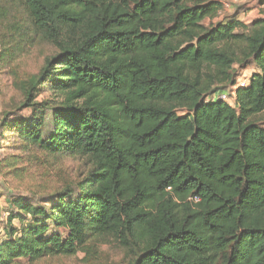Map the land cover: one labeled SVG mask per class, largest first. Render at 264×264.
<instances>
[{
  "label": "trees",
  "instance_id": "obj_1",
  "mask_svg": "<svg viewBox=\"0 0 264 264\" xmlns=\"http://www.w3.org/2000/svg\"><path fill=\"white\" fill-rule=\"evenodd\" d=\"M222 9L208 0H0V66L28 45L54 49L22 83L21 112L4 115L0 145L17 139L88 167L38 205L10 200L0 264L79 254L82 264H264V18L250 29L213 23ZM250 64L260 72L236 89L235 107L210 99ZM104 247L121 260L103 258Z\"/></svg>",
  "mask_w": 264,
  "mask_h": 264
},
{
  "label": "rangeland",
  "instance_id": "obj_2",
  "mask_svg": "<svg viewBox=\"0 0 264 264\" xmlns=\"http://www.w3.org/2000/svg\"><path fill=\"white\" fill-rule=\"evenodd\" d=\"M219 1L223 9L213 23L238 21L250 29L253 21L264 18V5L262 0H208ZM13 12V11H12ZM206 20L203 24L209 27L213 24ZM7 25L0 27V41L7 35ZM243 28H237L235 33H242ZM7 43V42H6ZM26 45V43H25ZM3 47V48H2ZM54 49L50 45L38 43L35 46L28 45L26 53L18 61H12L9 66H0V125L4 115L16 112L24 101L22 83L38 74L46 59L51 56ZM4 53V46L0 44V57ZM236 87H220L210 99L224 100L231 106H236V89L248 86L250 79L260 72L254 64L235 67ZM222 88V89H221ZM42 96L39 100H42ZM19 112L20 109H19ZM24 117L30 116L29 110L21 113ZM260 126L264 127V114L256 119ZM51 115L46 119L43 130L51 128ZM13 136L6 131L5 137ZM88 167L85 159L77 157L52 158L43 154L40 150L30 148L25 150L20 140L5 139L0 145V242L6 238L8 218L10 214V200L14 197H27L32 204L38 205L40 200L50 193L65 188L66 185H75L77 180L86 173ZM15 226H19L17 220ZM103 258L112 256L114 261H120V255L113 248L101 249ZM85 255L79 254L76 259L53 261L49 264H82ZM23 264H28L24 262ZM47 264V263H41Z\"/></svg>",
  "mask_w": 264,
  "mask_h": 264
},
{
  "label": "built area",
  "instance_id": "obj_3",
  "mask_svg": "<svg viewBox=\"0 0 264 264\" xmlns=\"http://www.w3.org/2000/svg\"><path fill=\"white\" fill-rule=\"evenodd\" d=\"M236 2L238 1V0H235ZM224 101V100H223Z\"/></svg>",
  "mask_w": 264,
  "mask_h": 264
}]
</instances>
